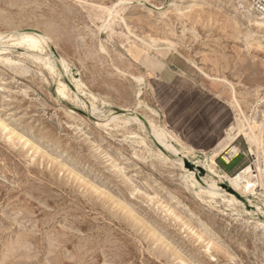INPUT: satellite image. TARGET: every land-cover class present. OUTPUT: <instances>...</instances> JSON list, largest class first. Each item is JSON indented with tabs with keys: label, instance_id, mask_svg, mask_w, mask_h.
<instances>
[{
	"label": "rangeland",
	"instance_id": "1",
	"mask_svg": "<svg viewBox=\"0 0 264 264\" xmlns=\"http://www.w3.org/2000/svg\"><path fill=\"white\" fill-rule=\"evenodd\" d=\"M255 17L249 0H0V264H264V28ZM23 33L43 35L52 70L27 56ZM163 61L226 98V131L261 134L258 145L238 134L227 145L236 153L214 151L244 153L252 191L239 194L261 214L200 191L143 123L123 122L131 113L154 122L206 167L214 152L189 150L153 99L148 71ZM112 114L117 123L100 126ZM212 166L220 179L202 181L221 188L225 174Z\"/></svg>",
	"mask_w": 264,
	"mask_h": 264
},
{
	"label": "crops",
	"instance_id": "2",
	"mask_svg": "<svg viewBox=\"0 0 264 264\" xmlns=\"http://www.w3.org/2000/svg\"><path fill=\"white\" fill-rule=\"evenodd\" d=\"M148 72L155 77L153 99L168 130L199 156L221 149L232 120V108L226 98L180 76L169 62H160ZM242 155L224 159L225 156L217 154L214 163L220 172L232 176L244 166Z\"/></svg>",
	"mask_w": 264,
	"mask_h": 264
},
{
	"label": "bare ground",
	"instance_id": "3",
	"mask_svg": "<svg viewBox=\"0 0 264 264\" xmlns=\"http://www.w3.org/2000/svg\"><path fill=\"white\" fill-rule=\"evenodd\" d=\"M107 11H108L107 13L109 15L112 14V12L109 9H107ZM253 22H254L253 24H255V26H257L259 28H264V21L261 20L260 18L255 17L253 19ZM37 34L39 35V33H37ZM42 36L41 35L37 36V35H34V34L23 33V34L20 35L19 42L20 43H24L26 45V49L30 52V53L27 54L28 57L32 58L33 60H35L37 62H43L49 68V70H52L55 66H54V63L51 60L50 56L48 54H44L43 53V46H44L43 44H46V41L42 38ZM19 42H17V43H19ZM4 46H6V45H4ZM2 48L5 49L4 47H2ZM43 54H44V57H41V55H43ZM59 61H60V63L62 62L60 59H59ZM62 63L64 64V62H62ZM63 64H61V65H63ZM63 67H66V66L63 65ZM60 87L61 88L59 89V91L63 92V90L65 89L66 86H65V84L61 83ZM75 88L76 87L74 85L73 89H75ZM75 91H76V89H75ZM74 97L77 98L76 92L74 93ZM90 107H91L90 110H93L92 108H94V105L91 104ZM112 115H114V114H112ZM119 118L120 117L118 115H114L111 118L106 119L105 122L99 123V124H100V126H107L109 124V122L117 123ZM130 121L140 122L141 124L143 123V125H145V127L149 131V135H150L152 141L153 142L155 141L165 151V152L162 151V149H160L157 146L159 155L162 156V158L166 159V160H171L170 156H174V158H172V161L174 163H177L179 166L183 167V169L187 172V176L191 178L192 184H199L198 181L195 178V175H194L195 173L193 171L188 170L187 168H185L183 166L182 158H185V157L188 158L187 155L179 153L178 149L169 140L168 134L164 130V128H162L160 126H157L154 122H152L150 120H146L144 118L142 120L140 117H138V115H136V114L132 115V113H131L130 117H126L123 120L124 123H129ZM120 122H122V121H120ZM241 132L243 133V135L247 138V140L249 142H251L252 144L255 143L256 145H258V143L260 141L261 134L260 135L258 134L257 136L254 135L251 127H249L248 130H243V128H241V129L237 130L234 133H232L230 131V128H229V132L226 131V134H225L226 142H225L224 146L220 150L224 149ZM229 148H231L232 152H234V153L237 152V147L236 146H232V147H229ZM216 153L217 152H214V154L211 156V158L208 159L207 165L204 168L206 169L207 173H209L211 176H213L215 178L216 177L219 178L220 174H218L214 170V168L212 166V164H214V156H215ZM251 176H252V170H251V166L250 165L244 167L243 169H241L238 173H236L232 177L225 175L226 180H227V184L229 186H231L238 193H240V191H243V192L252 191V187H251V182L250 181H253V180H250ZM203 182H204V184L206 186H205L204 189H200V191L206 192V194H208V195H210L212 197H215V196L219 197V195H226V196H229L231 199H236L237 200V198H235L234 195H232V194L228 193L227 191L219 188L217 186L215 180H212L210 182H207V181L203 180ZM252 211L255 214H261V211H260V209L258 207H253Z\"/></svg>",
	"mask_w": 264,
	"mask_h": 264
},
{
	"label": "water",
	"instance_id": "4",
	"mask_svg": "<svg viewBox=\"0 0 264 264\" xmlns=\"http://www.w3.org/2000/svg\"><path fill=\"white\" fill-rule=\"evenodd\" d=\"M140 118L143 120L142 117H140ZM154 144L156 146H158L160 149H162V151H164L163 148L161 146H159L155 141H154ZM182 162H183V166L185 168H187L188 170L193 171L195 173L194 175H195V178L198 181V183H200L201 185H205L204 182L202 181V177L204 175H206V173H207L206 169L204 167L190 161L186 157L182 158ZM221 188L224 189L225 191H227L228 193L234 195L235 198L240 199V201L242 203H244L245 207L251 208V210H253V207L246 204V200L242 199L240 194L238 192H236L231 186H229L228 184H221Z\"/></svg>",
	"mask_w": 264,
	"mask_h": 264
},
{
	"label": "built area",
	"instance_id": "5",
	"mask_svg": "<svg viewBox=\"0 0 264 264\" xmlns=\"http://www.w3.org/2000/svg\"><path fill=\"white\" fill-rule=\"evenodd\" d=\"M251 11L264 21V0H249Z\"/></svg>",
	"mask_w": 264,
	"mask_h": 264
},
{
	"label": "trees",
	"instance_id": "6",
	"mask_svg": "<svg viewBox=\"0 0 264 264\" xmlns=\"http://www.w3.org/2000/svg\"><path fill=\"white\" fill-rule=\"evenodd\" d=\"M219 163V162H218ZM234 175V174H233Z\"/></svg>",
	"mask_w": 264,
	"mask_h": 264
}]
</instances>
